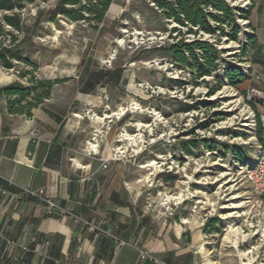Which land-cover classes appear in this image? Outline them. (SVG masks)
<instances>
[{"label": "rangeland", "instance_id": "374dc122", "mask_svg": "<svg viewBox=\"0 0 264 264\" xmlns=\"http://www.w3.org/2000/svg\"><path fill=\"white\" fill-rule=\"evenodd\" d=\"M56 2L34 0L20 11L24 30L15 33L21 55L31 65L16 62L15 69L2 71L29 87L17 70L32 71L37 80L67 78L53 86L52 103L66 120H79L85 148L96 153L103 147L96 137L113 140L105 147L117 157L122 153L127 185L137 188L141 208L151 211L160 201L161 213L178 217V223L202 227V253L208 256L205 263L264 264V199L238 179L241 162L233 155L240 152L251 162L264 146V107L246 99L251 87L264 91L261 48L258 52L249 47L241 54L244 34H254L250 18L236 19L238 41L224 36L217 42L207 34H187L185 27L167 21L154 0H113L98 30L59 15L52 20ZM250 3L229 1L243 9ZM172 27L180 32H171ZM174 37H199L220 49L218 71L204 78L210 86L221 81L213 94H207L201 79H197L198 85L188 84L182 91L170 88L174 68L169 66L168 54L155 47L171 43ZM8 38L4 36L5 43ZM225 59L249 72V78L237 86L227 84L222 74ZM101 69L108 72L106 78L89 89L87 75ZM178 79L190 78L182 73ZM77 92L81 93L79 100L74 99ZM180 102L198 103L199 107L190 111L192 118L173 112ZM203 102L210 104L204 106ZM246 111L252 114L249 125H245ZM204 121L208 126L199 127ZM190 139L198 145L192 148L193 154L186 155L181 143ZM214 217L219 222L207 226Z\"/></svg>", "mask_w": 264, "mask_h": 264}, {"label": "crops", "instance_id": "0c3cea01", "mask_svg": "<svg viewBox=\"0 0 264 264\" xmlns=\"http://www.w3.org/2000/svg\"><path fill=\"white\" fill-rule=\"evenodd\" d=\"M250 1V24L264 62V0ZM111 7L112 3L106 15ZM2 69L0 66V264H154L140 261L136 247L169 262L207 264L208 256L201 248L202 227L178 223V217L161 213L160 201L151 211L141 208L137 188L127 185L122 153L117 157L105 147L113 140L96 137L102 150L89 152L79 135V120H66L52 103L53 87L50 96L29 115L9 113L2 88L16 83V77ZM169 81L171 89L182 91L188 85H181L179 79ZM80 94L74 99L79 100ZM45 200L62 210L49 211ZM67 212L100 223L130 245H114L84 224H74Z\"/></svg>", "mask_w": 264, "mask_h": 264}, {"label": "trees", "instance_id": "16d2710c", "mask_svg": "<svg viewBox=\"0 0 264 264\" xmlns=\"http://www.w3.org/2000/svg\"><path fill=\"white\" fill-rule=\"evenodd\" d=\"M34 0H0V66L3 69H15L16 62H23L31 65L30 61L21 55L18 46V37L15 32H22L24 24L20 16V11ZM113 0H57L51 14L52 20L58 15L70 22H85L94 30L99 29V25L104 21L105 15ZM229 1L234 0H154L158 10L163 17L169 21H174L177 25L186 28L187 34L198 35L207 34L214 37L219 42L222 37L227 36L229 40H239V26L237 18L249 19L252 3L247 9L233 7ZM236 25L238 27H236ZM251 26V25H250ZM171 32H180L177 27H172ZM9 36L8 42H4V36ZM245 44L241 47V54H245L247 48H257L256 37L254 34L245 33ZM156 49L164 50L173 67L186 69L190 79L180 81L181 85H198L201 82L207 87V94L211 95L221 86V81L216 85L210 86L204 78L212 75L219 69L218 61L221 59L222 52L210 41L199 37L191 40L174 37L171 43L159 45ZM259 56V53L258 55ZM18 77L26 78L31 85L24 86L19 82L6 85L2 88V93L6 97L7 109L11 114L29 115L32 108L38 106L44 99L50 96V91L55 84L67 81L61 79L37 80L32 71L17 70ZM108 72L101 69L97 73H89L85 83L89 89L95 84L105 79ZM222 74L227 84L237 86L249 78V72H244L238 65L230 60H224ZM121 75H118L120 79ZM204 106L208 102L202 103ZM199 107L195 102H180L177 109L173 112L185 113ZM220 114V113H215ZM201 128L208 126V121L198 124ZM195 139H190L181 143L184 154H193V149L197 147ZM210 148H214L211 146ZM234 158L245 161L240 152H235ZM220 219L211 218L207 226L213 227ZM34 248V246L32 247Z\"/></svg>", "mask_w": 264, "mask_h": 264}, {"label": "built area", "instance_id": "2783aa9c", "mask_svg": "<svg viewBox=\"0 0 264 264\" xmlns=\"http://www.w3.org/2000/svg\"><path fill=\"white\" fill-rule=\"evenodd\" d=\"M155 8L157 7L155 6ZM169 66L170 68H174L175 71V75H171V78L173 79H178L179 75L182 73H186L187 76H190V73L186 69L173 67L172 63H169ZM246 99L255 100L264 107V91L262 90L251 87L250 90H248L246 93ZM184 114L186 115L189 114L190 118H192L193 116V114L190 113V111L185 112ZM261 118L264 119V115H261ZM103 167H106V164H104ZM237 173H238V179L240 181L246 182L251 188L252 192H254L256 195L264 199V146L259 149L258 153L253 158V161L251 162H249L248 160L242 161L239 164ZM45 203L49 211L55 208L62 210L60 207H58V205H56L51 200H45ZM67 214L72 218L74 224H78V223L84 224L93 233L108 237L112 241V243L118 247L130 245V243H128L127 241L119 239V237L116 235L114 231L103 228L102 225L98 222L87 220L73 213L67 212ZM30 240L33 241V238ZM27 241L28 239H26L23 243L24 249L27 248L26 246ZM41 246L43 247V245ZM135 249L138 252L140 261H147L154 264H172L171 262L165 259H161L154 256L146 248L136 247Z\"/></svg>", "mask_w": 264, "mask_h": 264}, {"label": "bare ground", "instance_id": "6f19581e", "mask_svg": "<svg viewBox=\"0 0 264 264\" xmlns=\"http://www.w3.org/2000/svg\"><path fill=\"white\" fill-rule=\"evenodd\" d=\"M246 114L248 115V116L246 117V119H247L248 122H246L245 125H249V124H250V123H249V120H250L252 114H251V116H250V114H249L248 111H246V112L243 113V115H246ZM232 124H233V123H232ZM170 199H176V197H171Z\"/></svg>", "mask_w": 264, "mask_h": 264}]
</instances>
